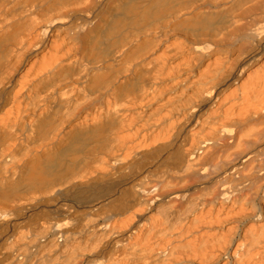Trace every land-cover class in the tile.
<instances>
[{"label": "bare ground", "instance_id": "6f19581e", "mask_svg": "<svg viewBox=\"0 0 264 264\" xmlns=\"http://www.w3.org/2000/svg\"><path fill=\"white\" fill-rule=\"evenodd\" d=\"M0 264H264V0H0Z\"/></svg>", "mask_w": 264, "mask_h": 264}]
</instances>
